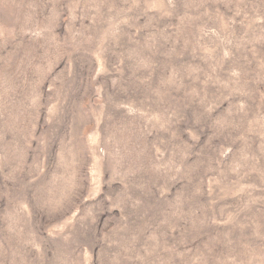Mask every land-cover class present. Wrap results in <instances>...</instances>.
Segmentation results:
<instances>
[{
    "label": "rangeland",
    "instance_id": "obj_1",
    "mask_svg": "<svg viewBox=\"0 0 264 264\" xmlns=\"http://www.w3.org/2000/svg\"><path fill=\"white\" fill-rule=\"evenodd\" d=\"M0 264H264V0H0Z\"/></svg>",
    "mask_w": 264,
    "mask_h": 264
}]
</instances>
